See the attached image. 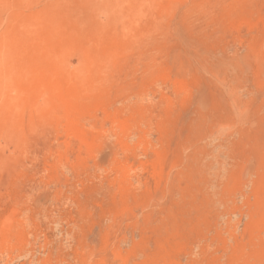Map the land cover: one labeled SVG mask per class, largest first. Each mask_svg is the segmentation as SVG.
Here are the masks:
<instances>
[{
    "label": "rangeland",
    "instance_id": "1",
    "mask_svg": "<svg viewBox=\"0 0 264 264\" xmlns=\"http://www.w3.org/2000/svg\"><path fill=\"white\" fill-rule=\"evenodd\" d=\"M0 264H264V0H0Z\"/></svg>",
    "mask_w": 264,
    "mask_h": 264
},
{
    "label": "bare ground",
    "instance_id": "2",
    "mask_svg": "<svg viewBox=\"0 0 264 264\" xmlns=\"http://www.w3.org/2000/svg\"><path fill=\"white\" fill-rule=\"evenodd\" d=\"M31 43V42H30ZM45 45V47L47 48V44H44ZM23 48V47H22ZM32 48V47H31ZM43 48V47H42ZM45 48V49H46ZM27 49V48H26ZM25 49V50H26ZM43 51H45V50H43ZM21 52V51H20ZM39 53V52H38ZM44 53V52H43ZM25 54H27V53H25ZM29 54V53H28ZM49 54V53H48ZM20 55V54H19ZM43 55V54H42ZM41 55V56H42ZM30 56V55H29ZM35 57V56H34ZM40 58H43V57H40ZM21 60H22V58H21ZM46 60V59H45ZM48 60V59H47ZM29 61V60H28ZM38 62V61H37ZM42 62H44V60H42ZM46 62V61H45ZM55 62V61H54ZM53 62V63H54ZM25 63H27L26 61H25ZM31 63V62H30ZM51 63V62H50ZM35 64V63H34ZM42 64V63H41ZM44 65H47V64H45V63H43V65H41V66H43L44 67ZM28 66H29V64H28ZM36 67V66H35ZM28 68H32V67H28ZM41 69V68H40ZM48 68H46V70H47ZM44 70V69H43ZM55 70V69H54ZM46 72H48V71H46ZM60 72V71H59ZM54 73H55V71H54ZM52 72H51V75H49V76H51V80L53 79V77H52ZM61 74V73H60ZM36 75V74H35ZM39 75V74H38ZM42 75H44V74H42ZM48 75V74H47ZM55 75H57L56 73L53 75V76H55ZM33 78H35V77H33ZM32 78V79H33ZM38 78V77H37ZM59 78H61V75L59 76ZM58 78V79H59ZM24 79V78H23ZM45 79L47 80V78L45 77ZM44 79V80H45ZM64 78H62V79H60V81L59 82H61V80H63ZM42 80V79H41ZM43 80V81H44ZM55 80H56V78H55ZM67 80V79H66ZM50 80H48L47 82H49ZM53 81V80H52ZM56 81H58V80H56ZM35 82V81H34ZM41 82V81H40ZM63 82H65V81H63ZM54 83V82H53ZM44 84V83H43ZM52 84V83H51ZM63 85V84H62ZM48 86V85H47ZM45 88V87H44ZM40 90H41V88H40ZM49 93V92H48ZM45 95V94H44ZM42 97H44V96H42ZM39 100H41V98H39ZM42 101V100H41ZM66 104H68V102L67 103H65V102H61V101H59V100H57V102H56V106L59 108V116L57 115V117L55 118V122L53 123V125H56V126H59L61 129H63V134L65 135V146H67V145H70V144H77L78 143V145L80 146V148L82 147L83 148V150H86V149H88L90 146H91V142H92V138L91 137H87L88 139H87V141H85V142H80V140H81V138H80V136H76L72 131H70L67 127H65L64 125H63V122H64V120H65V116H66V114H67V109L65 108V106H66ZM46 105V104H45ZM36 106V105H35ZM55 106V107H56ZM44 107H46V106H44ZM28 108V107H27ZM38 108V107H37ZM32 109V108H31ZM40 109V108H39ZM43 109H45V108H43ZM54 109V108H53ZM43 113V112H42ZM39 115V114H38ZM37 115V116H38ZM48 116V115H47ZM51 117V116H50ZM51 123V122H50ZM55 126V127H56ZM58 127V128H59ZM60 131V130H59ZM58 133H61V132H58ZM58 133H56V134H58ZM62 134V135H63ZM61 135V136H62ZM53 136V135H52ZM56 137H57V135H56ZM54 140V139H53ZM56 140V139H55ZM59 140V139H58ZM60 141V140H59ZM62 142H63V140H61ZM84 141V140H83ZM80 142V143H79ZM55 143V142H54ZM59 143V142H58ZM64 143H63V145H64ZM57 144V143H56ZM59 145H61V143H59ZM61 148V146H58V148ZM81 148V149H82ZM64 149V148H63ZM59 152V151H58ZM123 173H124V171H123ZM125 175V174H124ZM126 176V175H125ZM124 177V176H123Z\"/></svg>",
    "mask_w": 264,
    "mask_h": 264
}]
</instances>
